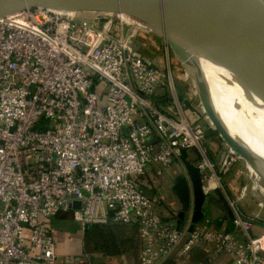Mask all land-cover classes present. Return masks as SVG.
<instances>
[{
  "label": "built area",
  "instance_id": "2783aa9c",
  "mask_svg": "<svg viewBox=\"0 0 264 264\" xmlns=\"http://www.w3.org/2000/svg\"><path fill=\"white\" fill-rule=\"evenodd\" d=\"M142 30L128 16L43 8L0 19V264H57L50 221L68 212L84 233L90 225L138 226L142 264H164L197 245L233 254L237 264H264V234H253L254 221L223 182L246 162L229 147L221 163L212 160L206 140L214 130L191 78L178 79L166 42L163 66L140 52ZM191 150L207 188L227 199L236 232L209 218L193 231L190 219L172 225L145 192L150 167L160 178Z\"/></svg>",
  "mask_w": 264,
  "mask_h": 264
},
{
  "label": "water",
  "instance_id": "95a60500",
  "mask_svg": "<svg viewBox=\"0 0 264 264\" xmlns=\"http://www.w3.org/2000/svg\"><path fill=\"white\" fill-rule=\"evenodd\" d=\"M114 5L106 11L100 0H0V19L30 9L43 8L77 13L123 14L138 22L166 42L184 67L198 94L203 111L213 130L222 141L257 173L264 176V158L238 143L222 117L212 113V95L201 66L204 62L215 64L228 71L242 90L256 97L264 107V63L255 59L249 67L237 63L212 16L202 0H112ZM220 7L238 25L242 35L259 53L264 54V25L243 22L246 18L232 11L231 0H218ZM189 178L180 174L172 189L180 202L179 221L191 220L190 231L213 212V203L222 205L231 219L234 215L224 194L217 188L208 190L199 168L186 164ZM79 209L80 204L75 203Z\"/></svg>",
  "mask_w": 264,
  "mask_h": 264
},
{
  "label": "crops",
  "instance_id": "0c3cea01",
  "mask_svg": "<svg viewBox=\"0 0 264 264\" xmlns=\"http://www.w3.org/2000/svg\"><path fill=\"white\" fill-rule=\"evenodd\" d=\"M136 46L140 52L145 54L155 64L159 66L165 64L162 39L152 32L142 30ZM172 60L176 76L178 79L183 80V75H188L187 72L174 53H172ZM181 93L183 97H186L187 94L192 96L187 87H182ZM195 99L193 93V100ZM198 105L202 107L201 103ZM205 124L209 125V122ZM230 132L235 138L240 137V140L237 141L238 143L246 145L250 150L264 158V148L261 145L232 131ZM206 146L210 151L213 161L219 164L224 160L225 151L228 146L219 135H208ZM197 162V151H185L179 159L175 160L172 168L164 173L162 177L158 178L156 176V166H153L149 168L147 175L142 179L145 192L156 204V211L166 222L179 228H183L188 224L187 222L181 223L179 221L180 202L172 186L174 185L175 178L180 174L186 175L190 180L186 164H191L198 168ZM223 182L229 197L239 200V208L244 216L254 221L253 234L255 236L264 234V176L257 173L248 164L240 162L223 178ZM208 190L211 189L208 188ZM207 216L212 221L215 229L223 232H236L233 220L222 205L213 203V212H210ZM50 225L54 229L57 241V253L60 257L57 264H86V260L83 257L86 254L92 257V264H142L144 243L140 228L136 225L116 224L126 230L125 239L129 241L128 244L122 247L121 253L117 257H111L109 254L102 253L101 251L89 252L86 241L87 230L86 233L82 232L80 225L74 221L73 213L71 212L58 215L50 221ZM64 257H73L74 259L66 263ZM164 264L237 263L233 254H216L211 247L197 245L186 255L180 256L176 253Z\"/></svg>",
  "mask_w": 264,
  "mask_h": 264
},
{
  "label": "bare ground",
  "instance_id": "6f19581e",
  "mask_svg": "<svg viewBox=\"0 0 264 264\" xmlns=\"http://www.w3.org/2000/svg\"><path fill=\"white\" fill-rule=\"evenodd\" d=\"M100 2V7L106 11L110 9L112 4L114 5L112 0H100ZM202 2L212 16L217 29L228 47L230 55L237 63L245 67L249 66V55L254 53H256L258 59L264 63V54L259 53L256 47L245 39L238 25L231 19L229 14L230 20L238 32L237 36L229 35V32L226 31L222 24L217 20L214 13L210 11L206 1L202 0ZM54 10L58 12L61 11ZM242 45L243 49L241 55H239L236 48ZM201 69L212 95L211 111L214 113V116L218 113L230 131L248 138L264 148L263 105L256 97L246 94L238 85L235 78L225 69L210 62H204ZM211 71L214 73L213 77H210L211 75L209 76L208 74ZM232 137L235 140L237 139L236 141L240 140V137ZM241 145L246 146L244 144Z\"/></svg>",
  "mask_w": 264,
  "mask_h": 264
},
{
  "label": "rangeland",
  "instance_id": "374dc122",
  "mask_svg": "<svg viewBox=\"0 0 264 264\" xmlns=\"http://www.w3.org/2000/svg\"><path fill=\"white\" fill-rule=\"evenodd\" d=\"M205 1L208 5V8L210 9V11H212L214 13L217 20L222 24V26L226 29V31L229 32V35L237 36L238 35L237 30L235 29L232 21L230 20L228 13H226V11L222 7H220L218 0H205ZM231 1H233V3H234L231 10L236 12L237 15L238 14L242 15V13H244V15L246 16V18L243 19L244 23H246V21H248L249 23L256 25V27L264 25V0H231ZM116 14L120 15V16L123 15V14H119V13H116ZM123 16H125V15H123ZM162 43H164L163 40H162ZM242 47H243V45L238 46L236 48L239 55H241V51L243 49ZM170 51H171V53H173L171 48H170ZM255 59L260 61L258 59L256 53L249 55L250 65H252V63ZM249 66H247V67H249ZM208 74H209V76L211 75L210 77L214 76V73L212 71L209 72ZM184 80L187 81L188 83H190L186 77ZM189 87H190V85L188 86V88ZM202 110H203V108H202ZM204 118H205V120H208V116L206 114H205Z\"/></svg>",
  "mask_w": 264,
  "mask_h": 264
},
{
  "label": "trees",
  "instance_id": "16d2710c",
  "mask_svg": "<svg viewBox=\"0 0 264 264\" xmlns=\"http://www.w3.org/2000/svg\"><path fill=\"white\" fill-rule=\"evenodd\" d=\"M209 135H217L210 131ZM126 230L116 224L92 225L87 228V250L89 252L101 251L111 257H117L124 245L129 241L125 239Z\"/></svg>",
  "mask_w": 264,
  "mask_h": 264
}]
</instances>
